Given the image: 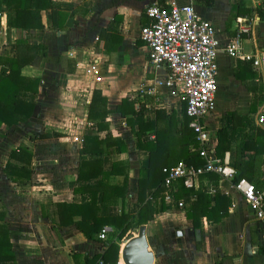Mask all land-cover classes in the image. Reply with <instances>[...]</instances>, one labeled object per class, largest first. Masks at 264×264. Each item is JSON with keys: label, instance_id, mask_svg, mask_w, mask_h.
<instances>
[{"label": "crops", "instance_id": "0c3cea01", "mask_svg": "<svg viewBox=\"0 0 264 264\" xmlns=\"http://www.w3.org/2000/svg\"><path fill=\"white\" fill-rule=\"evenodd\" d=\"M52 1L59 6L41 11L43 27L39 29L10 26L5 5L0 14L1 56L15 57L17 40L23 39L41 45L38 55L48 57L21 70L25 76L40 79L33 116L17 125H3L6 134L0 136V212L11 230L15 264H89L87 257L106 249L100 230H96L100 223L122 213L138 214L140 171L149 164V152L140 145L154 142L156 131H167L172 125L174 161L181 153L179 133L187 119L190 127L185 101L171 95L166 85H157L166 70L149 65L147 49L139 38L140 26L146 21L145 7L152 2L167 5L172 0ZM174 1L192 5L198 16L216 29L215 107L204 118L211 148L217 156L219 142L227 147L221 159L234 168L236 162L245 163L252 154L253 170L243 178L263 191L264 147L256 146L254 140L258 129L264 131V123L258 122L264 116V0L259 4L253 0ZM58 10L65 16L60 29L53 27ZM241 22L250 24L251 31L243 34V54L231 57L224 47L237 35ZM90 64L99 68L100 80L86 72ZM97 89L107 96V109L111 110L100 119L108 126L100 129L88 118ZM127 94L142 127L128 126L125 118L113 111ZM107 131L124 142L125 152L102 158L82 152L87 136L102 138ZM44 133L57 135L30 138ZM21 144L33 152L32 175L30 182L15 183L3 168L10 152ZM90 147L96 148L94 144ZM89 160L97 164L81 167ZM116 163L122 166L113 171ZM81 168L83 180L78 178ZM234 183L235 179L220 176L214 180L207 173L193 181L194 188L202 184L212 198L218 192L231 199L221 221L213 223L202 217L199 228L192 226L184 208L158 198L154 220L144 224L149 249L155 254L153 264H264V220L255 216ZM103 226L110 228L108 239L116 228L110 221ZM139 227L120 243L118 264H124L122 247L137 236Z\"/></svg>", "mask_w": 264, "mask_h": 264}, {"label": "trees", "instance_id": "16d2710c", "mask_svg": "<svg viewBox=\"0 0 264 264\" xmlns=\"http://www.w3.org/2000/svg\"><path fill=\"white\" fill-rule=\"evenodd\" d=\"M3 5L6 6V9L10 13L9 25L24 29L42 28L41 11L51 5L53 7L59 6L52 0H0V14L4 10ZM56 14L58 15L57 17L53 15V27L60 29L64 27V22L62 23L63 17H65L64 12L58 10ZM42 48L41 45L28 44L27 41L19 39L16 43L17 55L15 57L10 58L0 55V136H5L6 134L3 125H17L28 121L33 116L40 79L38 77L25 76L21 73V70L27 64H36L48 59L45 54L38 55L39 49ZM36 58L38 59L36 60ZM113 111L125 118L126 124L132 128H134L135 124H139V127L144 126V123L140 121L141 118L136 115V108L130 94L123 96L121 103ZM110 112L111 110L107 109V96L103 95L101 90H95L89 105L88 118L95 120L99 129L102 127L106 128L108 123L101 122L100 119L107 116ZM172 129V125H169L167 131L158 130L156 131L157 138L154 142L140 145L144 146L143 148L149 152V164L147 168L140 171L138 214L135 216L122 213L119 216L103 220L100 223L96 230H100L103 223L110 221L111 225L116 228L115 233L105 240L106 249L103 253L87 257L89 264H118L120 243L129 238L132 231L140 225L154 220L155 214L158 212L156 200L158 198L164 199L167 191L170 192L173 200L183 199L186 218L194 228L201 227L202 217L213 223H218L227 215L231 199L224 194L217 192L212 198L209 192L205 191L202 184L197 188L187 186L183 178L175 180L170 188L164 185V167H172L180 159L187 164L195 166L203 163V159L196 150L198 142L195 133L188 126V119L183 123L179 133L182 137V141L180 142L182 145L181 153L176 160L172 161L171 157L175 155L174 147L176 141L175 132ZM56 135L57 133H44L31 136L30 138L36 140ZM164 136H167L166 140H162ZM178 139H180V136H178ZM254 141L256 146L264 147L263 130H257ZM90 144H94L96 148L92 149ZM189 146L193 147L194 150L189 148ZM226 148L219 142L216 147L217 157H223ZM126 150L124 142L120 138L112 137L111 133L107 131L102 138L98 135L96 137L87 136L82 152L89 153L92 157L96 155V157L102 158L104 154L122 153ZM166 153L168 154L162 160ZM32 157V150L27 145L21 144L10 152L3 171L12 182H30L32 175L30 162ZM253 161V155L251 154L245 163L236 162L235 168H237V172L234 178L235 182L243 178L244 175H247V172L250 173ZM96 164V160H89L83 162L81 167L87 165L89 169ZM121 166V163H116L113 171H116ZM207 174H210V177L214 180L219 179V175L216 173ZM106 175H109V173H106ZM78 178L79 180L84 179L82 168ZM115 189L119 190L118 187ZM121 195L123 198L125 197V193ZM3 219L4 213L0 212V264H15V253L10 238L11 230ZM83 230L88 237H91L90 232L86 229Z\"/></svg>", "mask_w": 264, "mask_h": 264}, {"label": "built area", "instance_id": "2783aa9c", "mask_svg": "<svg viewBox=\"0 0 264 264\" xmlns=\"http://www.w3.org/2000/svg\"><path fill=\"white\" fill-rule=\"evenodd\" d=\"M259 4L260 0H253ZM146 21L140 26L139 38L147 49V59L151 67L164 68L166 75L157 85H166L168 92L186 103V114L190 127L195 133L198 145L196 150L203 163L199 166L179 162L172 167H164V185L171 187L177 179L183 178L187 186L205 173H216L220 177L233 180L236 169L227 160L217 157L210 145V136L204 125V118L215 107L216 57L219 41L216 29L207 20L201 19L190 4H179L172 0L167 5L152 2L144 9ZM250 24L241 22L237 35L224 47L231 57L243 54L242 37L249 34ZM250 58V56H248ZM254 64L259 60L255 58ZM86 72L100 80L99 68L90 64ZM156 86L150 89L153 93ZM259 123H264L260 116ZM258 219L264 220V190L258 191L255 185L245 178L233 184ZM165 201L179 209L184 208L183 200H173L169 191ZM110 228L103 226L99 232L101 240L107 239Z\"/></svg>", "mask_w": 264, "mask_h": 264}, {"label": "water", "instance_id": "95a60500", "mask_svg": "<svg viewBox=\"0 0 264 264\" xmlns=\"http://www.w3.org/2000/svg\"><path fill=\"white\" fill-rule=\"evenodd\" d=\"M121 256L124 264H153L155 254L149 249L145 225L139 227L137 236L124 243Z\"/></svg>", "mask_w": 264, "mask_h": 264}]
</instances>
